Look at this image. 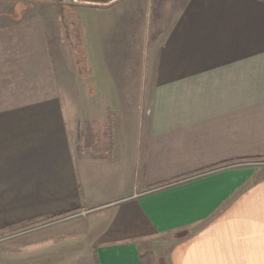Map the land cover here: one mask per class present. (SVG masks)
Wrapping results in <instances>:
<instances>
[{"label": "crops", "instance_id": "0c3cea01", "mask_svg": "<svg viewBox=\"0 0 264 264\" xmlns=\"http://www.w3.org/2000/svg\"><path fill=\"white\" fill-rule=\"evenodd\" d=\"M87 1L0 0L5 262L264 264V0Z\"/></svg>", "mask_w": 264, "mask_h": 264}, {"label": "rangeland", "instance_id": "374dc122", "mask_svg": "<svg viewBox=\"0 0 264 264\" xmlns=\"http://www.w3.org/2000/svg\"><path fill=\"white\" fill-rule=\"evenodd\" d=\"M18 1H25V2H38V1H40L41 3H43V2L45 3L47 1H51V2L54 1V2L60 3V4L64 3L60 0L59 1L58 0H18ZM65 4H67V3H65ZM71 5H74V4H71ZM56 44L58 45L57 42H56ZM61 49L62 48H59V49L57 47L54 48V50L56 51V53H54V58L56 61H58V63L60 65H62L64 67L65 62H63L64 61L63 58H65L66 56L62 52L57 51V50H61ZM72 60H73V57H72ZM72 65H73V62H72ZM66 72H68V71L65 70L63 72L64 76H68V74ZM70 76H72V77L76 76V71L72 70ZM65 221H64V223H62L63 221L61 222V221H57V220L56 221L50 220L48 222H45V223H42L40 225L33 227L32 233H30L31 232L30 229L20 231L19 232L20 234L25 233L27 231H30V232L27 233L26 235L22 236L24 238V240H26L27 242L24 244V250L21 249V250H19L18 253H24L25 257H27L26 254L32 252L30 249H28V246L31 244L32 240L35 241V242H33L35 244L36 241H39L41 239L47 240L48 237H52L53 235H55L54 237L58 239L60 236L63 235V232H64L63 229H67V228H65V227H67L66 226L67 222H65ZM67 221H70V220H67ZM1 235H3V234H1ZM57 242L58 241L55 240V243H57ZM14 248L15 247L12 248V246H9V244L6 243L5 241L0 242V264H9V263L14 264L15 263L14 258H12L11 262H5L7 259L9 260L8 257H10V254L11 253L13 254L15 252L16 248L15 249ZM18 260H19L20 264H22L21 263L22 260L20 258H18Z\"/></svg>", "mask_w": 264, "mask_h": 264}, {"label": "built area", "instance_id": "2783aa9c", "mask_svg": "<svg viewBox=\"0 0 264 264\" xmlns=\"http://www.w3.org/2000/svg\"><path fill=\"white\" fill-rule=\"evenodd\" d=\"M60 1H62L64 3H68V4H78V3H86L87 4V3H90L87 0H60ZM248 165H254V166L264 165V159H261V160L256 159V160H252V161H241L238 163L226 165L223 168L234 167V166H248Z\"/></svg>", "mask_w": 264, "mask_h": 264}, {"label": "trees", "instance_id": "16d2710c", "mask_svg": "<svg viewBox=\"0 0 264 264\" xmlns=\"http://www.w3.org/2000/svg\"><path fill=\"white\" fill-rule=\"evenodd\" d=\"M30 224H33V222H31V221H27V222H25V223H20V224L18 225V227H24V226H28V225H30Z\"/></svg>", "mask_w": 264, "mask_h": 264}]
</instances>
